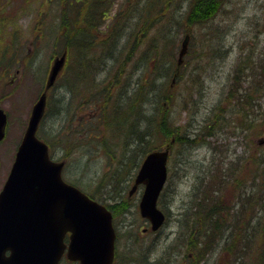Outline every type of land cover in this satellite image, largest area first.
<instances>
[{"label":"trees","instance_id":"16d2710c","mask_svg":"<svg viewBox=\"0 0 264 264\" xmlns=\"http://www.w3.org/2000/svg\"><path fill=\"white\" fill-rule=\"evenodd\" d=\"M48 1L55 5L57 11L56 33L61 35L59 39H62V48L67 55L65 68L69 70L73 64H76L85 73L87 68L84 65V57L88 56L98 64L100 59L102 60L109 54V48L124 55L126 59L124 65L129 69V74L145 67L135 84L137 86L132 89L113 77L102 82L94 76L84 75L82 86L76 91L83 93V99L80 103L77 102L78 98L75 100L77 105H80L79 110H82V106H86L87 109L91 108L92 112L89 116L78 118L79 122L75 126L72 125L73 117L68 120L70 125L65 124L66 121L61 118L63 128L54 133V135L59 134V141L65 143L57 146L60 151L63 150L65 158L70 156L72 147L80 148L86 145L94 147L100 156L106 157L108 168L93 184L94 189L89 191L83 188V190L89 197L106 205L115 217L118 212L126 211L129 207L125 200H122L124 196L121 194L125 193L141 158L147 152L167 145L172 138H174L172 148L179 144L189 147L196 145L199 135L203 137L201 142H205V137L214 133L212 125H215L217 129H222L223 125L219 124V117L220 114L227 112V107L220 109L217 104L216 108L214 107L216 111L210 117L213 119L212 124H204L200 132L196 133L191 132L192 127L190 126L188 131L185 127L177 125L171 116L172 103L176 99L175 85L183 77V73L181 72L176 77L175 85L172 86L169 78L174 74L175 62L172 61L168 70L157 72L159 52L166 50L174 55L176 26H178L180 14L170 13V25H168L165 18L168 13H164L162 3H171L175 0H124L125 7L119 8L118 12L113 15L112 19L115 23L108 31L101 28V25L110 18L109 5L113 0ZM208 1L210 4L205 6ZM223 1L183 0V6H186L185 23L183 27L181 26L183 31L191 30L190 27L202 25L201 22L215 17ZM24 2L27 1L0 0V21L8 22L11 13L18 9L17 5L19 3L23 5ZM171 21L175 23L172 24ZM219 28L217 26L209 32L208 40L212 45L219 44L215 40L218 37L213 34ZM127 29H132V31L127 33ZM152 29L156 31L152 32ZM173 30L176 32L172 33ZM5 33L6 30L0 27V51L13 47V41L19 36L13 30L10 36L4 38ZM123 36H125V42L118 49L117 43L123 40L121 38ZM98 51L103 53L102 58L97 59L96 52ZM12 54L13 52L10 51L7 57L6 53H0V59L7 58L9 63ZM242 61L243 59L231 69L228 78L229 88L223 96V101L232 105V99H234L233 107L230 106V108L232 112L240 114V118L237 117L239 120L232 119V127H240L241 131H247L246 136L247 134L255 136L263 132L260 129L261 124L264 126V118L261 119L255 114V117H252L251 113L252 109L256 111L255 99L262 95L260 91L262 73L253 71L251 80H254L255 86L247 85L242 90V80L250 76L249 74L241 75ZM9 66L11 63L8 64ZM251 68L253 69L252 65ZM200 77L201 73H198L192 78V83L200 82ZM76 83L77 79H68L66 88L69 91H75L76 88L73 87ZM259 84L261 85L258 86ZM147 89L148 91H145ZM53 94L54 92L50 98ZM135 109L143 112L142 118L151 122L152 127H143L141 119L133 112ZM64 111L61 103L57 107V114L62 116ZM132 115L134 121H131ZM66 128L70 129L72 134L64 132ZM73 134L80 135V137L75 139ZM70 135L74 137L72 140ZM42 137L49 144L52 153L54 143H51L46 135L43 134ZM260 152L258 148L248 153L245 152L246 157L250 158V167L247 164L246 166L250 168V178L255 184V191L250 194L249 198L251 205L246 207L247 218L245 220H241L239 213L234 212L230 205L221 204L220 206V203L224 201L218 197L220 189L217 188V182L224 176L220 168H216L213 164L208 174L197 184L194 204L189 213L190 217L179 232L182 237L181 241L192 246L189 247L190 249L186 248V253L182 257L187 259L185 264H207L206 255L215 252L217 247H220L222 255L219 260L217 259L218 261L216 260V264H264V156H260ZM235 162H241L236 168L246 167L243 159H237ZM234 163H231L233 168H235ZM227 169L230 170V166ZM214 188L219 191L217 196L198 197L199 192L206 190L205 192L208 193L207 191H212ZM115 190L116 192L113 193ZM98 193L104 197L99 196ZM106 199L110 202H106ZM222 209L226 211L225 214ZM252 216L254 219H251ZM231 217L234 219H230ZM188 225H193L190 227L191 230ZM160 259L151 260L150 264H159Z\"/></svg>","mask_w":264,"mask_h":264},{"label":"rangeland","instance_id":"374dc122","mask_svg":"<svg viewBox=\"0 0 264 264\" xmlns=\"http://www.w3.org/2000/svg\"><path fill=\"white\" fill-rule=\"evenodd\" d=\"M26 1L23 5L20 3L17 5L18 9L11 13L8 22L0 21L1 29L6 30L4 38L10 36L9 34L13 30L19 35L13 41V47L0 51V53H6L7 57L10 51L13 52L9 63L7 58L0 59V108H3L8 114L6 136L3 141H0V188L14 159L15 149L27 125L30 110L42 91L40 88L48 80L47 77L55 56L63 52L62 39H59L61 35L56 33L58 19L55 5L47 0ZM43 2H45V6L42 5ZM224 2V10L219 12L216 26L225 30L226 33L220 34L219 38L215 39L219 44L214 43L215 45H212L208 40L210 30L207 27L197 28L196 26L195 29L191 30V45L189 46L191 51L186 57L187 63L181 69L183 77L176 82L175 93L178 95L172 103L171 116L177 125L185 127L186 130L192 127V133L200 132L201 127L206 123L212 124L213 119L210 117L216 111L214 107L216 108L218 100L225 95L229 88L228 78L231 69L241 59H243L241 75L246 76L248 73L250 75L242 80V90L247 85L255 86L254 80H251L253 71H261L262 73V86L260 88L262 95L255 99L256 111L252 109L253 112L251 113L252 117L259 115L261 119L264 118V0H225ZM109 6L110 18L101 25L105 31H108L115 23L112 17L119 8L125 7V3L124 0H113ZM169 15L170 13L165 15L168 25H170ZM38 18L41 21H38ZM37 26L43 27L38 39L35 38ZM130 31L132 29H127V33ZM155 31L156 29H152V32ZM215 32L217 30L213 34ZM183 33V28L177 30L173 49L174 55L171 59L173 62H175ZM121 38L123 40L117 43L118 49L125 42V36ZM35 39L39 43L34 45L41 49L30 65L23 66L29 62L26 50L29 52L33 50L35 46L31 45V41ZM221 57L223 58L221 59ZM98 58H102V56L97 54ZM22 59L25 61L19 63V60ZM10 63L11 66L8 67ZM21 63L23 64L20 65ZM72 66L69 70L66 68V71L63 70L58 75L56 84L52 88L54 94L50 98L48 112L46 111L40 126L41 131L48 132V140L54 143L53 158L55 160L64 155L63 150L60 151L57 146L65 143L59 141V134L54 135L56 130H62L63 120L66 121L65 124L70 125L68 120L73 117V122H71L75 126L79 122L78 118L85 115L89 116L92 112L91 108L87 109L86 106L83 107L82 105V110H79L80 105L78 106L77 102L82 101L83 93L78 96L77 102L73 100L71 104L67 98L63 99L68 91L66 88L68 79L80 77L79 66L76 64ZM198 72L201 73L200 82L192 83V78ZM61 103L65 109L62 116L57 114V107ZM237 117L240 118V114L232 112L229 105L227 112L223 115L220 114L219 117V124L223 125L222 129H217L215 125H212L214 133L205 137V142H201L203 137L199 135L196 145L189 147L179 144L172 148L167 164L168 179L157 204L167 216L160 230L152 231L145 219L139 214L137 205L143 187H138L135 193L128 196L126 194L131 186V183H128L126 192L121 195L124 196L122 200H125L129 207L127 211L118 212L113 220L116 231V264H150L151 260L159 259L160 256L162 258L165 251L166 256L174 258L173 264L174 261L176 264L186 263L187 259L182 258L187 250L186 244L177 237L182 226L185 225V221H188L190 217L189 213L194 204L196 186L206 176L204 171H209L214 162L216 163L218 160H223L226 164L228 162L234 163L237 159H245L243 154L256 148L261 151V154H258L264 156V126L260 122V129L263 130L261 134L255 136L247 134L248 136H246L247 131H241L240 127H232V119L239 120ZM67 128L63 131L72 134L71 130ZM44 132L40 133L44 134ZM73 135H70L71 140L74 137L75 139L80 137V135H74V137ZM70 151L69 157L62 158L65 165L62 171L63 178L70 183L77 182L79 186L89 191L93 190V184L102 177L103 171L108 168L106 157L100 156V153L90 145L80 148L72 147ZM249 167L236 169L240 171L242 177L249 179L251 171ZM219 191L220 199H232L229 201L231 208L233 207L232 210L239 213L241 220H245L250 194H246L241 187L235 191L234 186H223ZM115 192L116 190L113 193ZM98 195L104 197L102 194L98 193ZM106 202H110V200L106 199ZM221 204L224 205L223 202L220 203V206ZM225 212L223 210L224 214ZM230 219L234 218L231 217ZM251 219L254 217L252 216ZM192 226L188 225L189 230ZM221 255L220 247H217L215 252L206 255L207 264H216ZM147 257H149V261H147ZM163 258L160 259L159 264H166ZM59 264H77V262H70L66 257H63Z\"/></svg>","mask_w":264,"mask_h":264},{"label":"water","instance_id":"95a60500","mask_svg":"<svg viewBox=\"0 0 264 264\" xmlns=\"http://www.w3.org/2000/svg\"><path fill=\"white\" fill-rule=\"evenodd\" d=\"M178 65L187 52L185 33ZM64 56L51 66L52 84ZM45 100L40 96L32 108L15 160L0 191V264H57L64 249L78 264H112L115 230L111 212L92 200L60 175L62 161L48 155L47 145L36 136ZM6 113L0 109V139L4 136ZM168 147L149 152L137 170L130 193L144 184L138 203L140 214L157 230L165 216L156 205L166 180ZM67 231L68 244L63 236Z\"/></svg>","mask_w":264,"mask_h":264},{"label":"bare ground","instance_id":"6f19581e","mask_svg":"<svg viewBox=\"0 0 264 264\" xmlns=\"http://www.w3.org/2000/svg\"><path fill=\"white\" fill-rule=\"evenodd\" d=\"M225 1V0H224ZM223 1V3H225ZM222 3V4H223ZM163 7H164V13H179V20H178V26H176V31L178 29H181L184 26L185 23V15L184 12L186 10V6H183V0H175V2H171V3H165L163 2ZM210 2H206V5H209ZM224 6L222 5L221 7H219L217 9V12L215 13V17L213 18H209L207 19L206 22H201L202 25H196L197 28L201 27V26H205L207 27L209 30L215 29L217 26V22L216 19L218 17L219 12L223 11ZM137 17L138 14H137ZM158 19V18H157ZM170 22V21H169ZM172 24L175 23V21H171ZM219 24V23H218ZM155 27L157 26L154 25ZM182 26V27H181ZM196 26L190 27L191 30L195 29ZM175 31V30H174ZM175 31V32H176ZM191 32V31H190ZM220 34H224V30L222 28H219L217 30V32H215L214 36L219 38ZM162 36V35H161ZM208 37H210V35H208ZM81 51V50H80ZM109 54L104 56L102 58V60L99 61L98 64H96L92 59H90L88 56L84 57V65L86 66V70L85 73L83 72V70H80V77L77 78V83L75 88L78 90V88H80L82 86V79L85 76L91 75L94 76L98 81H106L107 79H110V77H113L116 79V81L123 83L124 85H126L129 88H133L137 85H135L141 75V73L143 72L144 68L140 70H135L132 71L131 74H129V69L126 68V66L124 64L126 59L124 57V55L116 50H109L108 52ZM96 54H100L103 55V53H101L100 51L96 52ZM172 54H169L168 51L166 50H161L159 52V66H158V72H164L165 70H168L172 64ZM244 67V66H243ZM173 70H175V68H173ZM192 72H195L193 70H191ZM199 73V72H198ZM197 73V74H198ZM196 74V75H197ZM249 74V73H248ZM195 75V76H196ZM172 77H174V74L172 75ZM261 80V79H260ZM262 81V80H261ZM262 84V82H261ZM261 84H259L258 86H260ZM175 85V84H174ZM176 86L175 85V91H176ZM74 88V87H73ZM145 91H148L145 90ZM146 93V92H145ZM82 94V92H75L73 90H68L66 92V97L63 96V99L67 98L68 102L73 101L75 99L78 98V96H80ZM175 96L177 97V93H174ZM223 97H221L220 100H218L217 104L219 106V108L221 109V107H227L229 106L228 103L226 101L222 100ZM163 100V99H162ZM160 100V101H162ZM163 102H166L165 100H163ZM186 102V101H185ZM235 100L232 99V105H230L231 107H233ZM234 110V109H233ZM133 112H135L136 116L138 118L141 119L142 123H143V127L145 128L146 126L148 127H152V123L147 121L146 119L144 120V118H142V114L143 112L141 110L135 109ZM132 120L134 121V116L132 115ZM174 140V138H172ZM225 162V161H224ZM223 160H218L216 163L214 162V166L216 168H220L222 170V172L224 173V177L220 180H218L217 182V188L221 189L223 186L225 187H230V186H240L242 188V190H244V192L246 194H253L254 193V188H255V184L253 181L249 180L247 177H242V174L240 173V171L236 168H233V165L228 162V163H224ZM230 166V170L227 169ZM208 171H204V174L207 175ZM234 179V181H233ZM232 181V182H231ZM217 188H214L212 191H207L208 193H206V190H203L201 192L198 193V197L202 198H207V197H214L218 195ZM180 241L182 240L181 235L179 234L177 237ZM183 242V241H182ZM189 247H192L190 245H186L185 248L190 249ZM179 252V251H178Z\"/></svg>","mask_w":264,"mask_h":264},{"label":"flooded vegetation","instance_id":"af4514ba","mask_svg":"<svg viewBox=\"0 0 264 264\" xmlns=\"http://www.w3.org/2000/svg\"><path fill=\"white\" fill-rule=\"evenodd\" d=\"M144 230H146V229H144ZM66 236H68V235H66ZM117 257V254H115V258ZM164 257V258H163ZM162 258H163V260H165V262H166V264H173V260H174V258L172 259V258H169L168 256H166V251H165V254L164 255H162ZM161 258V259H162ZM116 260V259H115ZM121 264H125V263H121ZM174 264H176L175 263V261H174Z\"/></svg>","mask_w":264,"mask_h":264}]
</instances>
